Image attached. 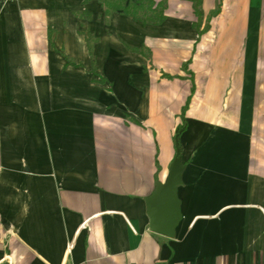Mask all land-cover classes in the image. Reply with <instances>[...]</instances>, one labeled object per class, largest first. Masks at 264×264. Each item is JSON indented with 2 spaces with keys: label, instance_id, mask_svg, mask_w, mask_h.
Instances as JSON below:
<instances>
[{
  "label": "crops",
  "instance_id": "1",
  "mask_svg": "<svg viewBox=\"0 0 264 264\" xmlns=\"http://www.w3.org/2000/svg\"><path fill=\"white\" fill-rule=\"evenodd\" d=\"M154 1L0 0V264H264V0Z\"/></svg>",
  "mask_w": 264,
  "mask_h": 264
},
{
  "label": "water",
  "instance_id": "2",
  "mask_svg": "<svg viewBox=\"0 0 264 264\" xmlns=\"http://www.w3.org/2000/svg\"><path fill=\"white\" fill-rule=\"evenodd\" d=\"M176 154L169 167V175L165 182L157 181L153 192L146 198L152 231L173 237L179 225L181 203L178 187L183 183L184 164L181 159L180 138L175 137Z\"/></svg>",
  "mask_w": 264,
  "mask_h": 264
},
{
  "label": "trees",
  "instance_id": "3",
  "mask_svg": "<svg viewBox=\"0 0 264 264\" xmlns=\"http://www.w3.org/2000/svg\"><path fill=\"white\" fill-rule=\"evenodd\" d=\"M194 4L195 13L198 18L197 27H200V22L203 19L204 13L202 10L203 0H192ZM102 5L105 8L107 18L115 11L131 16L136 20H141L145 24H159L166 18L165 10L166 3L158 2L154 0H101ZM92 41V39H91ZM90 41V43H91ZM91 45V44H89ZM194 90V89H193ZM190 98L183 108L182 118L183 123L180 124L176 129V135L181 137L182 133L187 127L185 119V113L189 107Z\"/></svg>",
  "mask_w": 264,
  "mask_h": 264
}]
</instances>
